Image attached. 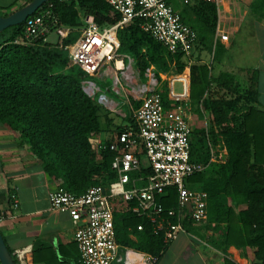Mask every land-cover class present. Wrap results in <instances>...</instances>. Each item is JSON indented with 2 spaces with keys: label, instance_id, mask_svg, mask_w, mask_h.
<instances>
[{
  "label": "trees",
  "instance_id": "1",
  "mask_svg": "<svg viewBox=\"0 0 264 264\" xmlns=\"http://www.w3.org/2000/svg\"><path fill=\"white\" fill-rule=\"evenodd\" d=\"M189 1H167L175 12L179 10L184 25L188 13L195 8ZM198 7L209 14L212 11L204 2ZM45 10L55 17L56 25L70 29L83 26L80 15L92 17L99 29L110 27L119 19L105 0H48L36 13ZM142 23L143 20L135 19L117 31L119 51L135 58L139 72L146 71L148 65L154 66L156 80L157 73H169L171 68L181 72L187 65L182 61L183 55L170 54L142 30ZM23 27L24 22L0 32V125L17 132L18 144L27 145L43 172L66 191L78 196L91 186L108 187L116 177L110 168L114 157L109 150L112 142H105L97 156L96 136L103 121H109L102 117L106 110L83 93V75L69 63L65 46L75 41L73 36L58 43L42 39L20 43ZM187 66L189 101L195 111L207 114L211 123L208 132L196 131L202 137L194 146L191 142L190 161L208 160V141L221 142L226 156L221 163L210 164L187 178L185 185L206 193L208 221L225 224L220 230L223 247L251 248L256 264H264V110L255 105L252 85L248 86L246 96L206 98L210 86L208 67ZM166 96L164 85L162 102L167 109L170 103ZM128 120L132 123L129 127L134 129L133 119ZM123 129L116 127L117 135ZM148 173V169H142L131 177ZM226 199L241 204V210L236 212L233 205L226 204ZM156 201L165 211L176 210L175 188L165 189ZM135 206L137 203L131 201L113 207L115 240L157 258L168 244L164 242L165 234L154 233L149 220L132 212ZM169 221L176 223L177 219L171 217ZM181 224L184 228L187 224L197 225L188 216ZM138 226L141 230H137ZM224 264L232 262L225 259Z\"/></svg>",
  "mask_w": 264,
  "mask_h": 264
},
{
  "label": "built area",
  "instance_id": "2",
  "mask_svg": "<svg viewBox=\"0 0 264 264\" xmlns=\"http://www.w3.org/2000/svg\"><path fill=\"white\" fill-rule=\"evenodd\" d=\"M167 1L105 0L118 15V21L110 27L99 29L89 17L83 18L84 27L79 36L65 46L70 63L83 75L81 87L88 98L95 99L105 110L120 115L125 114L126 94L131 93L134 100L139 102L137 108L129 107L134 129L122 131L109 146V150L114 153L110 165L116 175L113 182L108 187L91 186L78 196L60 186L47 195L50 211L66 214L75 226L73 241L81 264H112L118 261L113 207L120 203L135 201L137 206L132 211L149 220L154 233L163 231L165 243L171 242L183 231L181 222L186 216L197 224L207 219L206 193L190 190L185 185L187 178L206 167L204 163L190 161L192 129L188 106L189 74H177L170 78L161 76L159 80H155L154 74H147L149 82L146 86L137 83L130 87L126 81L131 78L138 80L132 63L133 56H124L126 60L123 62L120 58L121 65L114 69V73H110L106 66L111 62L115 64L121 57L116 54L119 45L117 31L135 19L143 20L142 30L170 54L181 53L185 59L191 57L196 34L181 22L178 13ZM70 31L69 27L56 25L55 17L45 10L24 21L23 38L19 42L35 39L45 41L51 32H55L61 41ZM220 40L226 41L227 36L221 35ZM94 77L112 79L113 86H118L125 98L123 107L118 100L108 96V86L107 91L103 92L92 83ZM175 84L180 85L179 91ZM164 85L170 103L167 109L162 102ZM97 148L102 149L103 146ZM138 151L147 158L146 169L149 173L133 178L131 174L142 170ZM221 160L219 154L210 157V162ZM138 182H143V185L139 186ZM167 188H175L176 210L165 211L156 201V197ZM9 197L15 208V196ZM171 217H176L177 222L170 223ZM137 230H141V227L138 226ZM22 254V251H16L13 257L22 262Z\"/></svg>",
  "mask_w": 264,
  "mask_h": 264
},
{
  "label": "crops",
  "instance_id": "3",
  "mask_svg": "<svg viewBox=\"0 0 264 264\" xmlns=\"http://www.w3.org/2000/svg\"><path fill=\"white\" fill-rule=\"evenodd\" d=\"M201 2L210 5L212 10L210 14L198 7ZM25 3L26 0H0V13L15 11ZM193 4L195 8L188 13L185 19L187 25H185L195 32L196 43L191 57L183 58L182 61L185 64L189 62L208 67L210 86L205 97L217 99L236 95L246 96L248 86L252 85L255 105L264 110V0H221L220 2L190 0L189 5ZM89 19L93 22L92 17ZM83 27L79 28L80 31ZM221 35H226L227 40H220ZM116 54L121 56L118 57V61L106 65L110 73H114V69L121 65L120 58L123 62L126 60L124 56L129 55L120 52L119 45ZM132 63L138 80L134 81L131 78L126 84L130 87L137 83L146 86L149 82L147 74H156L154 66L148 65L146 71L139 72L135 58ZM177 74L188 75V66L186 65L181 72L171 68L169 73H157L158 77L164 78ZM153 76L156 80L155 75ZM122 84L124 85V82ZM113 88L114 93L120 92L118 86ZM109 96L113 97L111 94ZM126 97L125 108L135 109L139 106V102L134 100L131 93L126 94ZM188 106L191 129L194 124L201 126L204 116H200L199 112L197 121L191 113L193 103L189 101ZM108 112L118 117L120 123L117 125L124 128L123 130L131 129L129 126L132 123L128 122L131 118L130 110H125V114L122 115L115 111ZM109 126H111L109 123L106 125L102 123L101 130L96 136V147L102 146L105 142L115 141L116 128L113 130ZM18 140L17 132L7 130L0 125V234L5 245L12 255L16 251H22V262L15 259L17 264H81L73 241L75 226L66 214L49 209L47 195L49 191L59 186V182L51 180L43 172L28 146L18 144ZM207 148L208 160L198 163H204L208 167L225 159L226 150L221 142L207 144ZM215 154L222 156L221 162H210V157ZM137 155L139 157L143 153L138 151ZM146 168L147 166H142V169ZM137 184L141 186L143 182ZM10 195L15 196V208L12 206ZM226 204L233 205L236 212L242 207L241 204L229 199H226ZM224 226V223L209 222L208 218L197 225L187 224L157 258L116 242L118 261L112 264H224L225 259L232 264H256L253 249L238 250L232 246L223 247L220 230ZM130 239L134 240L133 237Z\"/></svg>",
  "mask_w": 264,
  "mask_h": 264
},
{
  "label": "rangeland",
  "instance_id": "4",
  "mask_svg": "<svg viewBox=\"0 0 264 264\" xmlns=\"http://www.w3.org/2000/svg\"><path fill=\"white\" fill-rule=\"evenodd\" d=\"M13 12V11H11ZM11 12L7 13V14H10ZM111 15H113L111 13ZM82 18H84L83 16L84 15H81ZM81 18V20H82ZM83 21V20H82ZM83 24V23H82ZM84 26V24H83ZM80 34V29H71V31L69 32L68 36H73V40H75ZM67 36V37H68ZM48 39L50 41H56L57 43L60 41V39L58 38V36L55 34V32H51L49 35H48V38H47V41ZM70 63V61H69ZM112 79H110V77H107L105 78L104 80H100L98 79V77H94L92 78V83L95 84V86H97L98 88H100L103 92L104 91H107L106 89V86H108L110 88V92L108 93V96L109 94L113 95V97L118 100L121 104V106L123 107L124 103H125V98L122 96L121 92H119L118 94L114 93V86H113V83L111 82ZM175 88L177 91H179L180 89V85L179 84H175ZM112 97V98H113ZM129 110V108H125V110ZM193 111V112H192ZM191 113H192V116L194 114V119H196L198 121L199 119V112L195 111L193 108L191 110ZM201 115L200 116H204V119L201 121V126H199L198 124H194V126L192 127V135H191V142H192V145L194 146L196 144V142L198 141L199 138H201L202 136L197 133L196 131H200V130H204L205 133L208 132L210 130V126H211V123H210V117L207 115V114H204L202 115V112L200 111ZM104 117V120H108L109 124L113 130L116 128V126L118 127L120 122L118 120V117L113 114V113H107V110L106 112L104 111L103 113V116ZM103 124H105V122L103 121ZM106 125V124H105ZM196 125V126H195ZM206 138V141L209 139L207 136L205 137ZM211 142L208 141V145L210 144ZM99 152H98V148H97V153L96 155L98 156ZM139 161H140V165H142L143 167H146L148 165V161H147V158L144 156V155H141L139 156Z\"/></svg>",
  "mask_w": 264,
  "mask_h": 264
},
{
  "label": "water",
  "instance_id": "5",
  "mask_svg": "<svg viewBox=\"0 0 264 264\" xmlns=\"http://www.w3.org/2000/svg\"><path fill=\"white\" fill-rule=\"evenodd\" d=\"M48 0H31L22 7L6 16L0 15V32L12 26L23 23L28 17L34 15ZM0 264H16L12 253L9 252L0 234Z\"/></svg>",
  "mask_w": 264,
  "mask_h": 264
}]
</instances>
